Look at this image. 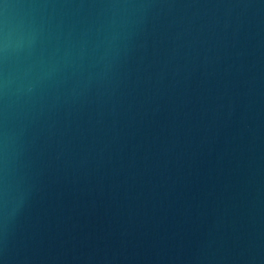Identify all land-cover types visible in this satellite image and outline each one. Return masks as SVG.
Segmentation results:
<instances>
[{
  "label": "water",
  "instance_id": "obj_1",
  "mask_svg": "<svg viewBox=\"0 0 264 264\" xmlns=\"http://www.w3.org/2000/svg\"><path fill=\"white\" fill-rule=\"evenodd\" d=\"M0 264H264V0H0Z\"/></svg>",
  "mask_w": 264,
  "mask_h": 264
}]
</instances>
